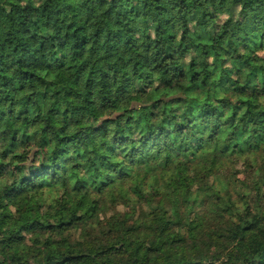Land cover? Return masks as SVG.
<instances>
[{
    "label": "trees",
    "instance_id": "obj_1",
    "mask_svg": "<svg viewBox=\"0 0 264 264\" xmlns=\"http://www.w3.org/2000/svg\"><path fill=\"white\" fill-rule=\"evenodd\" d=\"M0 264H264V0H0Z\"/></svg>",
    "mask_w": 264,
    "mask_h": 264
},
{
    "label": "rangeland",
    "instance_id": "obj_2",
    "mask_svg": "<svg viewBox=\"0 0 264 264\" xmlns=\"http://www.w3.org/2000/svg\"><path fill=\"white\" fill-rule=\"evenodd\" d=\"M201 196V193H199L198 194V197H200ZM32 233V231L31 230H27L26 232H25V235H30Z\"/></svg>",
    "mask_w": 264,
    "mask_h": 264
}]
</instances>
